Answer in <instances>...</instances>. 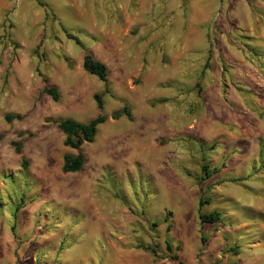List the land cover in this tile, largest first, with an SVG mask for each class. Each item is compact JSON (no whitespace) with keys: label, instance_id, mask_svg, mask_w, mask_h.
<instances>
[{"label":"rangeland","instance_id":"374dc122","mask_svg":"<svg viewBox=\"0 0 264 264\" xmlns=\"http://www.w3.org/2000/svg\"><path fill=\"white\" fill-rule=\"evenodd\" d=\"M238 1L0 0V264H264V90L228 91L219 48L252 39ZM62 27L108 70L79 151L55 121L97 116L103 83Z\"/></svg>","mask_w":264,"mask_h":264},{"label":"trees","instance_id":"16d2710c","mask_svg":"<svg viewBox=\"0 0 264 264\" xmlns=\"http://www.w3.org/2000/svg\"><path fill=\"white\" fill-rule=\"evenodd\" d=\"M41 4V3H40ZM62 30L65 32L66 37L72 39L78 46L82 47L81 41L75 37L74 35L68 33V31L62 27ZM84 49V48H83ZM83 69L90 75L95 76L103 83V92L94 94V100L96 103L97 109L100 113L94 118L88 120L85 123H80L70 118L63 119L60 121H55L57 127L63 132L65 135L64 145L70 147L75 150H80V147L83 143H90L93 141L97 127L108 119V117L104 114H101L103 109V95L109 93V84H108V70L104 63L99 60H96L91 53L84 49L83 61H82ZM43 93L50 96L53 101L58 100V92L54 86H46L43 89ZM121 116H126L128 119H131V114L129 107L124 105L120 110L114 111L110 117L114 120L120 118ZM18 118L19 116L6 115L7 119ZM16 153H20V144H15ZM84 163V157L81 152H78L76 155H64L63 164L61 166V171L63 173H71L77 172L81 169ZM25 162L22 161V167H25ZM202 178L208 179L212 174L218 172V168L210 169V166L207 162L204 161L201 165ZM207 202L202 199L198 200V210H199V219L201 223H216L220 219V214L218 211L213 210L207 214H202L200 212L203 204ZM167 228H170L169 226ZM202 242H205V238H201ZM167 250H171V244L168 239L165 240Z\"/></svg>","mask_w":264,"mask_h":264},{"label":"crops","instance_id":"0c3cea01","mask_svg":"<svg viewBox=\"0 0 264 264\" xmlns=\"http://www.w3.org/2000/svg\"><path fill=\"white\" fill-rule=\"evenodd\" d=\"M235 2L236 4L241 3V1L238 0H235ZM252 3L256 5L254 7L249 5H237L236 8V10H241L244 13L243 21L236 23L237 29L240 31L243 30L244 33L247 34V39L252 38L251 41L247 42V44L236 42L237 45L234 47V41L228 44L222 40L219 46L224 60L228 65L230 63V67L232 68V70L229 68L230 70L226 71L225 83L228 91H231V87L235 84H237V88L238 86L241 87L242 79L251 83V85L245 86L246 88L251 86L258 91L264 90V0H252ZM250 16L252 17L253 26L250 23ZM244 47L248 48V50ZM240 50L243 51V53H240ZM246 91L251 92L249 89ZM251 101L259 107L254 96ZM99 157L98 155L90 157L91 164L96 166L97 163L95 161ZM105 160L103 165L106 164L107 158Z\"/></svg>","mask_w":264,"mask_h":264}]
</instances>
